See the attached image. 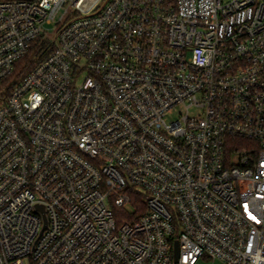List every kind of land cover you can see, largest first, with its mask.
Segmentation results:
<instances>
[{
	"label": "built area",
	"instance_id": "obj_1",
	"mask_svg": "<svg viewBox=\"0 0 264 264\" xmlns=\"http://www.w3.org/2000/svg\"><path fill=\"white\" fill-rule=\"evenodd\" d=\"M201 261L264 264V0H0V264Z\"/></svg>",
	"mask_w": 264,
	"mask_h": 264
},
{
	"label": "trees",
	"instance_id": "obj_2",
	"mask_svg": "<svg viewBox=\"0 0 264 264\" xmlns=\"http://www.w3.org/2000/svg\"><path fill=\"white\" fill-rule=\"evenodd\" d=\"M49 43H42L38 50L32 51L22 62H20L17 66V80L25 78L30 71L42 60L46 57L47 53L44 54ZM36 49V47H35ZM144 195L142 192L134 191L132 193V209L131 210H116V217L119 216V222L123 223L125 221H135L138 219L139 214L134 212V208H138L139 212H144L146 210L144 206ZM126 217H123V216Z\"/></svg>",
	"mask_w": 264,
	"mask_h": 264
},
{
	"label": "rangeland",
	"instance_id": "obj_3",
	"mask_svg": "<svg viewBox=\"0 0 264 264\" xmlns=\"http://www.w3.org/2000/svg\"><path fill=\"white\" fill-rule=\"evenodd\" d=\"M226 1V0H225ZM65 10H62L60 12V15L59 17L64 13ZM56 25H51L49 26L48 28L50 29L49 33L53 34L54 30H56ZM54 38H55V35H54ZM199 264H214L213 262H205V261H201ZM215 264H219V263H215Z\"/></svg>",
	"mask_w": 264,
	"mask_h": 264
},
{
	"label": "water",
	"instance_id": "obj_4",
	"mask_svg": "<svg viewBox=\"0 0 264 264\" xmlns=\"http://www.w3.org/2000/svg\"><path fill=\"white\" fill-rule=\"evenodd\" d=\"M176 261L178 260V258H179V247H178V245H177V250H176Z\"/></svg>",
	"mask_w": 264,
	"mask_h": 264
}]
</instances>
